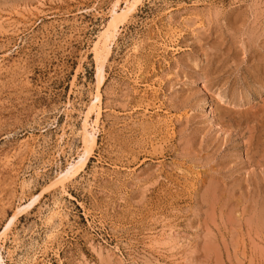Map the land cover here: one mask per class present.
Wrapping results in <instances>:
<instances>
[{
	"label": "rangeland",
	"instance_id": "374dc122",
	"mask_svg": "<svg viewBox=\"0 0 264 264\" xmlns=\"http://www.w3.org/2000/svg\"><path fill=\"white\" fill-rule=\"evenodd\" d=\"M123 2L0 0V264H264V0H139L99 81Z\"/></svg>",
	"mask_w": 264,
	"mask_h": 264
},
{
	"label": "bare ground",
	"instance_id": "6f19581e",
	"mask_svg": "<svg viewBox=\"0 0 264 264\" xmlns=\"http://www.w3.org/2000/svg\"><path fill=\"white\" fill-rule=\"evenodd\" d=\"M123 1H124L123 3H125V5L122 8L121 12L119 13L118 17L116 19H113L110 22H108V24L106 25L104 30L99 33L96 41L94 42L93 51H94V57H95L96 63H97V67L96 68H97V77H98L99 81L103 80L104 63H105V60L108 57L109 50H110L111 43H112V39L114 38L115 32L118 29V20L117 19H119L120 17L125 18V16L133 10V8L135 7L136 3L139 0H123ZM134 84H135V82H134ZM95 98H96L95 101H98V103H99L101 98H100V93L98 91L96 93V97ZM89 114H88V116H89ZM96 122H97V120H96ZM95 136H96V129L93 128V131L91 133H88L86 125L83 127V129H82V143H83V145L85 147L84 148L85 151H84V153L82 155H80L78 157V159L75 162L69 163L66 172H64L62 174V178L66 177V176H69V175L72 176V175H74L77 172V169L79 168V164L87 159L89 151H90L89 148L92 147V145H93V143L95 141ZM2 234L3 233H1L0 235H2Z\"/></svg>",
	"mask_w": 264,
	"mask_h": 264
}]
</instances>
